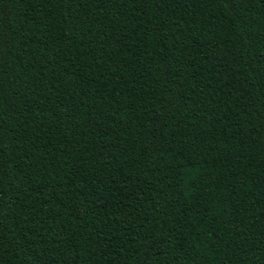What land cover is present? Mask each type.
<instances>
[{
    "label": "trees",
    "instance_id": "obj_1",
    "mask_svg": "<svg viewBox=\"0 0 264 264\" xmlns=\"http://www.w3.org/2000/svg\"><path fill=\"white\" fill-rule=\"evenodd\" d=\"M0 264H264V0H0Z\"/></svg>",
    "mask_w": 264,
    "mask_h": 264
}]
</instances>
